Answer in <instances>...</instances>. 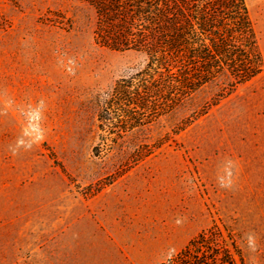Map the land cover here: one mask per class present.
Listing matches in <instances>:
<instances>
[{"label": "rangeland", "instance_id": "obj_1", "mask_svg": "<svg viewBox=\"0 0 264 264\" xmlns=\"http://www.w3.org/2000/svg\"><path fill=\"white\" fill-rule=\"evenodd\" d=\"M246 1L262 71L96 154L99 96L144 54L98 45L82 1L0 0V264H160L214 221L264 264V0Z\"/></svg>", "mask_w": 264, "mask_h": 264}, {"label": "trees", "instance_id": "obj_2", "mask_svg": "<svg viewBox=\"0 0 264 264\" xmlns=\"http://www.w3.org/2000/svg\"><path fill=\"white\" fill-rule=\"evenodd\" d=\"M79 1L94 10L98 45L145 56L142 67L99 96L96 154L181 107L209 82L225 77L230 91L263 69L246 0ZM160 264L247 263L237 233L214 221Z\"/></svg>", "mask_w": 264, "mask_h": 264}, {"label": "crops", "instance_id": "obj_3", "mask_svg": "<svg viewBox=\"0 0 264 264\" xmlns=\"http://www.w3.org/2000/svg\"><path fill=\"white\" fill-rule=\"evenodd\" d=\"M260 115H263L264 116V113H260ZM254 136L256 138H258L260 141L264 142V133L257 131ZM259 147H257V148L260 150V148H262V147H260V148Z\"/></svg>", "mask_w": 264, "mask_h": 264}]
</instances>
